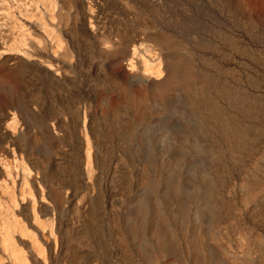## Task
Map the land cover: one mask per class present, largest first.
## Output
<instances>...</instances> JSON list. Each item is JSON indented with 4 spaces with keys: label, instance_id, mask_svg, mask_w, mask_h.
<instances>
[{
    "label": "bare ground",
    "instance_id": "bare-ground-1",
    "mask_svg": "<svg viewBox=\"0 0 264 264\" xmlns=\"http://www.w3.org/2000/svg\"><path fill=\"white\" fill-rule=\"evenodd\" d=\"M262 1L0 0V264H264V71L207 50L264 69ZM75 48L100 107L40 114Z\"/></svg>",
    "mask_w": 264,
    "mask_h": 264
},
{
    "label": "rangeland",
    "instance_id": "rangeland-1",
    "mask_svg": "<svg viewBox=\"0 0 264 264\" xmlns=\"http://www.w3.org/2000/svg\"><path fill=\"white\" fill-rule=\"evenodd\" d=\"M262 2H264V0ZM106 8H107V4H106V6H104L102 8L103 13H106ZM232 32H233V36L235 37V41L234 42H236L239 45H248V44L250 45V41L248 40L249 36H248V34H247V32L245 30L243 31L242 29L234 27V28H232ZM64 35L66 37V40H68L69 39V32L68 31H64ZM260 39L261 40L259 41L258 47L264 53V32H261ZM202 44H204V43H202ZM76 50L78 51L77 48H75L72 51V53H74V51L76 52V53H74L72 55L73 56L72 57L73 60L71 58V63H72L71 65H72V70L73 71L70 72V73L66 72V75L68 76V77L66 76L67 78H65V76H62L63 79H64L63 80V83H64L63 84V89L59 90V92L54 91L55 94L56 93L57 94L55 95L53 93V96H52L51 94H48L49 91H47V89L43 88L45 91L48 92V93L46 92L45 96H49L50 99L45 97V101H48L49 103L48 102H44L43 104L39 103L38 110L40 111V114H47L49 112L51 113L52 111L55 110L56 105H60V103L66 102L67 98H68L66 96H69V95H72V96L75 95V96H78V97H80L82 95L80 97V99L82 98L81 99L82 101L83 100H89V101H91V103H93V104L95 103V105L98 104L97 105L98 108L100 107L98 93L96 92V90H97V88L100 87V84L105 80V77H104L102 71L100 70L98 61L96 59H91L88 56V54L82 49L79 50L78 52ZM207 50H209L210 52H213L212 54H214L215 57L217 56L216 57L217 60H220L218 62L220 64L224 65V67H226V68H235V69L237 68V69L240 70V68H241V64L240 63H241V60H242L243 62L244 61L245 62H249V63H247L249 65L252 64L253 67H255V69L258 70V73H259V71H261L260 72L261 75H262V73L264 71L262 65H260L257 60L251 59L247 55L241 54L239 51L234 50V48H233V46H231V44H224V45H222V46H220V47H218L216 49L215 48L213 49V47H210ZM112 63H114V62H112ZM123 67H125V66L123 65ZM260 68H262V69H260ZM125 69H126V67H125ZM0 71H1L0 72V82H8L9 86H11V87L14 86V80L12 79L11 76H9V74H6V73H8V69L4 68V67L2 68V66H0ZM55 72H56V70H52V69L50 71L51 75H53V76H55L54 75ZM30 77H32V76H30V75L28 76L27 75V76H25V79L26 80H27V78H28V80L30 79L29 81H31L33 84L37 83V85H36V87H37L39 85V83H40L39 79H37L38 82H36L35 78H33V80H31ZM69 77L70 78L73 77L78 82L77 83L78 86L75 87L76 89L71 87L73 85H71V83L69 82V80H70ZM34 79H35V81H34ZM32 83L29 82V86L31 88L35 87V85H33ZM32 85H33V87H32ZM139 85H141V84L139 83L138 85H136L134 89H138ZM36 87H35V89H36ZM44 90H42L43 94L45 93ZM69 92H72V93H69ZM79 94H81V95H79ZM58 95H60V96H58ZM145 97H144L145 100H147L146 103H148L149 106L151 105V107H152V106L156 105L157 99L155 98V96L152 93H148L147 96H145ZM55 98H57V100ZM58 98H60V99H58ZM53 99H54V101H53ZM59 100H60V102H59ZM116 100H115V103H116L115 106L116 107H121V105H120L121 102H119V99L117 98ZM52 109H54V110H52ZM62 114H63V119L65 121H67V120L70 121L71 120V116L68 113V111H64ZM62 114H61V117H62ZM36 119L38 120L39 118L36 116ZM152 122L153 123L159 122L160 124H162V119L161 118H155ZM139 129L141 130V128H139ZM153 134H154V136H156V139H157V137L159 139L160 130H154ZM118 161H121V160L119 159Z\"/></svg>",
    "mask_w": 264,
    "mask_h": 264
}]
</instances>
